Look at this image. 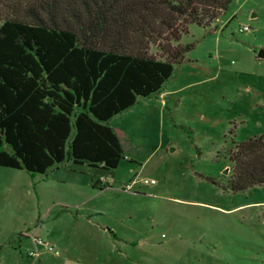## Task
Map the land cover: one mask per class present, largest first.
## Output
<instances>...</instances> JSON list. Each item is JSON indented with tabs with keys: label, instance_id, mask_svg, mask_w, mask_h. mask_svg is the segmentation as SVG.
<instances>
[{
	"label": "rangeland",
	"instance_id": "rangeland-1",
	"mask_svg": "<svg viewBox=\"0 0 264 264\" xmlns=\"http://www.w3.org/2000/svg\"><path fill=\"white\" fill-rule=\"evenodd\" d=\"M179 43L191 47L161 91L109 120L117 168L0 166V264L34 230L58 250L43 264H264V185L232 192L228 154L264 135V0H232Z\"/></svg>",
	"mask_w": 264,
	"mask_h": 264
},
{
	"label": "trees",
	"instance_id": "trees-1",
	"mask_svg": "<svg viewBox=\"0 0 264 264\" xmlns=\"http://www.w3.org/2000/svg\"><path fill=\"white\" fill-rule=\"evenodd\" d=\"M231 2L0 0V166L117 168L124 151L109 120L159 93L191 47L179 43L188 24H210ZM228 154L232 192L264 185V135Z\"/></svg>",
	"mask_w": 264,
	"mask_h": 264
},
{
	"label": "crops",
	"instance_id": "crops-1",
	"mask_svg": "<svg viewBox=\"0 0 264 264\" xmlns=\"http://www.w3.org/2000/svg\"><path fill=\"white\" fill-rule=\"evenodd\" d=\"M118 134V133H117ZM100 179H102L103 181H105L106 179H103L101 177H99ZM88 216V215H87ZM89 220V219H87ZM38 231V230H37ZM115 234V233H114ZM34 235H37L36 233V230H34L32 232V234L30 233H25L24 235L22 236H19V239H18V249H16L15 247H12L14 249V255L15 257L13 256V258L10 260H7V259H4L3 260V263L2 264H43V261L41 259V256L46 253V250H44L43 248H40L41 250V255L38 259L34 260L32 259L30 256H28L26 254L27 250L29 248H32L33 247V241H32V237ZM46 236H48V231L45 232ZM116 235V239H117V234ZM38 236V235H37ZM114 239V238H112ZM115 240V239H114ZM123 241L125 243H132V240H126V239H123ZM67 259H64L63 261L66 262ZM71 262V261H70Z\"/></svg>",
	"mask_w": 264,
	"mask_h": 264
},
{
	"label": "built area",
	"instance_id": "built-area-1",
	"mask_svg": "<svg viewBox=\"0 0 264 264\" xmlns=\"http://www.w3.org/2000/svg\"><path fill=\"white\" fill-rule=\"evenodd\" d=\"M145 183H154V180L148 181L147 179L144 180ZM33 247L27 250V255L33 258L34 260L38 259L41 255L40 248H43L46 251H50L54 254H58V250L55 249L54 245L49 243L47 240L43 239L40 236L34 235L32 237Z\"/></svg>",
	"mask_w": 264,
	"mask_h": 264
},
{
	"label": "water",
	"instance_id": "water-1",
	"mask_svg": "<svg viewBox=\"0 0 264 264\" xmlns=\"http://www.w3.org/2000/svg\"><path fill=\"white\" fill-rule=\"evenodd\" d=\"M258 57L264 58V49H261V50L258 52ZM225 172H227V170H225Z\"/></svg>",
	"mask_w": 264,
	"mask_h": 264
}]
</instances>
